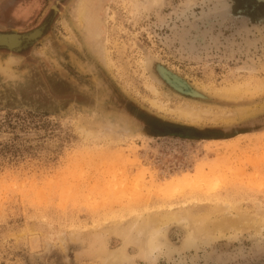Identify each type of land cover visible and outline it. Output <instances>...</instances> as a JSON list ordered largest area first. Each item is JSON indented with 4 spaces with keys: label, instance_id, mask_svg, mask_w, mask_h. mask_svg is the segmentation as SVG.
Returning <instances> with one entry per match:
<instances>
[{
    "label": "rangeland",
    "instance_id": "374dc122",
    "mask_svg": "<svg viewBox=\"0 0 264 264\" xmlns=\"http://www.w3.org/2000/svg\"><path fill=\"white\" fill-rule=\"evenodd\" d=\"M148 3L100 0L95 43L76 0H0V31L43 25L27 46L0 47L14 59L0 72V264H264V0ZM230 82L245 96L217 94ZM183 104L214 112L189 121ZM188 209L259 212L263 225L185 245L186 222L170 221L152 256L128 237L149 213ZM119 247L131 263L106 258Z\"/></svg>",
    "mask_w": 264,
    "mask_h": 264
},
{
    "label": "bare ground",
    "instance_id": "6f19581e",
    "mask_svg": "<svg viewBox=\"0 0 264 264\" xmlns=\"http://www.w3.org/2000/svg\"><path fill=\"white\" fill-rule=\"evenodd\" d=\"M99 1L100 0H76V4H75V8H74L75 12L73 14V16L75 18V19L73 18V20H76V22H74V21L73 22L76 23L77 26L89 27L87 29L88 33H87L86 37L88 39H90L91 42H95V43L96 42L99 43V41L101 40V37H102L101 36L102 31H103L102 30L103 25L101 23V19L97 15H95V13L93 12V8L99 3ZM154 2H156V0H150V3H148V5L151 3L153 4ZM39 31H40V29H36V31H34V33H38ZM104 31H105V29H104ZM104 36H105V34H104ZM0 39L3 41H7L8 44H10V45H13L16 42H18V40H17L18 38H17L16 33H14L12 35H8V36L0 35ZM100 45H101V47H99V45L97 46V47H99L98 53L100 55V59L105 63V65L107 64L106 66H109V62H108L109 59L107 57V49H105L104 46H102V43ZM13 61H14L13 56H11L9 59H5L4 61L0 60V72L9 76L12 73V71L10 70V65ZM3 63H5V64L3 65ZM169 80L174 85H176L179 89H183V88L188 89V86L184 82H182L178 77L170 75ZM245 84H243V83L242 84L231 83L230 82L228 84L221 85L219 88L216 89V91L218 92L217 94H220L221 96L230 97V98L235 97L236 98V96L237 97H239L240 95L242 96L244 91L249 88V85L247 87V83H245ZM253 85H254L253 87H255V88L257 87V89L259 87L260 91L262 90L264 92V77H262L260 79V81H258V84H256V85L253 84ZM253 87H252V90H253ZM255 88H254V92L257 91V90H255ZM213 92L215 93V91H213ZM253 93L252 92H251V94L249 93L250 96ZM243 95L245 96V94H243ZM246 95H248V94H246ZM152 102H154V101H152ZM154 105H155V103H154ZM207 109H208V107H207ZM207 109H204L203 107L202 108H200V107L196 108V107L189 106L187 104L186 105L183 104V105L177 107V112L180 116L187 118V119H190L189 121H191V120L195 121L197 119L199 120L202 117L203 118L204 117H210V114L213 110L211 111V108H209L211 111L210 112ZM249 109H244L242 112H241V110H239L238 111L239 114H237V115H243V114L246 115L248 112H251V111H249ZM175 110H176V108H175ZM173 112H175V111H173ZM221 113H222L221 111H219V113L218 112L213 113V118L220 119V120L229 119V118H227V116L225 114L226 112L224 113L225 116L222 115L223 113L222 114ZM213 118L211 117V119H213ZM112 137H113V135H112ZM184 178L185 177H183L181 179L177 178L175 183H182ZM225 207L226 206H224V208ZM259 211H260V209H259ZM261 212L262 211H260V213ZM156 213H152V214L149 213V214L145 215L140 221H138V222L136 221L137 222L136 226L133 225L134 226L133 230H135V233L131 236H128V237H130L131 241H135L139 244L144 255H146V256H152L154 254V251H158L160 249L162 244H160L157 241V236L162 232L159 229V227L161 228L162 224H166L170 221H176V222L184 221V222H186V225L188 226L189 230H188V233L184 239L185 245H191L198 236L199 237L200 236H206L210 233L212 234L215 231H217L218 233H223L224 230H227V229L237 230V229H240L241 227H244L246 225L252 226V227L258 226L257 229L259 228V226L261 228V225H263V223L262 222L260 223V221L262 220L260 218L261 217L263 218V216H264V213H261V215H263V216H261L260 214H258L259 212H257V213L255 212L252 215H249V213L245 214L243 211L242 212L236 211V213H233V214L230 213L231 215H227V213H226V216L224 215V216H222V218L220 217L221 219H219L218 217H217L218 219H216V218L211 219L209 217L210 215L208 214L210 212L205 211V212H199V213H192L189 211V209L181 211V212H178V211L170 212L171 214H169V213L165 214V212H164V214H159V213L156 214ZM256 215H260V218H259L260 221L258 219L257 220L255 219L256 217H254V216H256ZM258 221H259V223H258ZM254 224H256V225H254ZM127 232H129V230H127ZM142 236H144V238ZM126 239H127L126 241L129 240L128 238H126ZM105 256L107 259L113 260L115 262L131 263L130 262V255L127 252H125L122 247H119L118 249L109 251L108 253L105 254ZM103 257H104V255H103Z\"/></svg>",
    "mask_w": 264,
    "mask_h": 264
},
{
    "label": "water",
    "instance_id": "95a60500",
    "mask_svg": "<svg viewBox=\"0 0 264 264\" xmlns=\"http://www.w3.org/2000/svg\"><path fill=\"white\" fill-rule=\"evenodd\" d=\"M36 29H40V31L38 33H34V31H36ZM42 31H43V25H41V26L31 30V31L22 32V33H18L16 31H9V32L0 31V35H4V36H8V35H12V34L16 33L17 38H18L17 39L18 42H16L13 45H10V44H8L7 41H3L0 39V47H4V48H7V49L13 50V51L19 50L22 47L27 46L29 43H31L35 39H37L38 36L41 35ZM179 132L184 134V135H197V133L191 128L180 129Z\"/></svg>",
    "mask_w": 264,
    "mask_h": 264
}]
</instances>
